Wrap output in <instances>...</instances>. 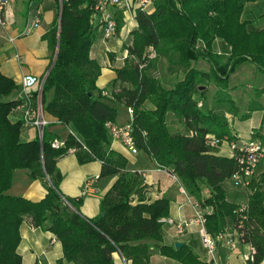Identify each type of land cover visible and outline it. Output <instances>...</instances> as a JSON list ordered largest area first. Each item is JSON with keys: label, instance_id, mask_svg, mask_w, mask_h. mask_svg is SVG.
Here are the masks:
<instances>
[{"label": "trees", "instance_id": "16d2710c", "mask_svg": "<svg viewBox=\"0 0 264 264\" xmlns=\"http://www.w3.org/2000/svg\"><path fill=\"white\" fill-rule=\"evenodd\" d=\"M255 1L152 0L151 11L137 8L124 41L123 64L114 69L118 88L102 95L95 86L99 67L89 56L97 33L101 34L93 21L94 0H60L52 61L39 98L36 91L31 93L42 111L75 133L61 138L64 146L58 148L51 141L60 137L45 128L41 137L36 134L21 141V120L9 119L20 102L18 85L0 72V264H21L17 247L22 222L54 234L64 259L73 264H116L113 253L131 264H147L153 249L182 264H204L185 245L176 248L161 243L160 219L169 214V200L145 201L140 194L141 173L126 170L127 159L109 147L111 138L104 123L117 116L109 101L131 109L137 149L176 175L201 207L210 208L205 223L208 232L217 235L234 230L238 242L254 248L252 264L264 260V167L258 171L264 161L246 189L241 188L246 191L244 199L232 200L224 183L237 188L230 181L238 169L236 158L218 154L219 143L208 144L209 138L238 143L227 120L228 113L237 112L229 92V74L244 61L264 74V27L256 29L251 20L242 18L244 5ZM28 7L34 10L38 3L29 0ZM119 18L117 29L122 25ZM216 38L228 45L226 57L212 50ZM149 48L154 58L148 56ZM159 56L167 60L170 72L184 74L171 88H164L151 71ZM199 59L208 64V70L192 64ZM208 81L218 87L210 99L202 86ZM49 92L52 95L46 101ZM253 92L255 98L264 97V85L254 87ZM255 98L241 118L254 110L264 111ZM145 101L154 109L142 108ZM169 112L184 132L168 131L165 116ZM254 135L264 140V135ZM70 150L79 164L100 161L98 177L117 175L95 217L82 215L80 199L64 197L58 190L62 176L56 161ZM16 169H27L30 179L48 176L50 185L43 198L32 201L6 193ZM202 188L208 196H202Z\"/></svg>", "mask_w": 264, "mask_h": 264}, {"label": "crops", "instance_id": "0c3cea01", "mask_svg": "<svg viewBox=\"0 0 264 264\" xmlns=\"http://www.w3.org/2000/svg\"><path fill=\"white\" fill-rule=\"evenodd\" d=\"M33 2H37L40 8V24L27 35L17 36L22 30L29 12H32V9L28 7L29 0H8L3 12L6 26L0 35V72L13 79L18 85V89L22 76L27 73L36 75L41 79V84L43 83V77L52 61V45L57 37V34H54L57 24L56 13L58 10L56 1L33 0ZM132 24L122 29L120 31L121 33L117 36L121 51L125 49L124 41L127 39L126 34L129 32V27ZM215 41H217L216 45L218 49L224 46L226 48L225 52L229 50L228 45L223 40L216 38ZM89 56L99 67V75L95 81L96 90H100L102 95L105 93L108 95L110 91L116 90L119 84L114 83V37L104 40L102 34L98 32L92 43ZM192 64L202 70L209 69L208 64L201 59ZM241 65H250L252 67V71L250 70L252 74L250 77L252 87L261 88L264 85V74L259 72L249 61ZM115 67H118V65ZM229 79L231 78L229 77ZM248 86L250 87L249 89H253L251 85ZM234 91H237V89H232L230 93ZM51 95L52 92L47 94L46 101L50 100ZM243 95L245 101H247L244 107L247 108L248 101L255 97L254 95L250 97L248 93H244ZM255 99L261 104L260 101L264 97L260 96ZM109 104L117 109L115 119L117 123H124L130 119V113L127 107L117 102L114 103L113 101H109ZM13 112L9 116V119L14 122L20 119V113L19 111ZM42 116L47 121L44 128L57 135V137L64 138L69 132H74L69 126L57 122L55 117L47 112L42 111ZM262 117H264V111L254 110L249 114L247 119L234 117L229 121L230 131L237 134V141L240 145L252 137H257L254 133L251 135V130L253 128L257 129L260 122H264L262 121ZM167 118L171 122L168 124L169 131H171L170 127H175L174 132L171 133L177 132L180 128L183 129L175 121L172 113L169 112ZM235 126L237 130L234 129ZM262 126L264 125H261V128ZM255 133L259 134L261 131L258 133L255 130ZM36 134L37 130L34 127L24 126L20 131V140L29 141ZM109 147L127 159L126 170L141 173L142 183L140 194L144 197L145 201L151 202L161 197L167 198L169 200L168 216L172 218H189L193 214L192 206L187 203L186 197L178 191L179 180H174L143 150L139 149L138 152L131 153L118 140H111ZM229 151V147L223 144L218 149V154L230 156ZM56 167L62 176L58 182L60 194L64 197L79 198V212L88 218L95 217L99 213L102 196L117 179V175L98 177L101 167L100 161L93 160L79 164L72 150L57 159ZM258 169L261 170L260 166ZM87 179L92 180L94 192L82 195V186ZM49 185L50 180L48 176L30 179L27 169H16L13 172L11 185L6 193L13 196L25 197L32 201H38L43 198ZM229 190L228 192L232 194V197H236L237 201L242 199L239 197L241 196L239 189L231 187L230 185ZM205 193V196H208L207 189H205ZM136 198L137 195H135ZM19 233L20 242L17 247V253L21 256V264H73L64 259L61 243L51 232L31 227L27 222H22L19 227ZM161 234L162 244L174 245L175 242H182V245L187 246L190 251L198 256L199 260L204 261V253L195 228H190L184 234L177 235L171 226L162 224ZM229 237H236L234 230H225L222 237L217 241L215 248L216 260L221 264H247L244 255L249 252V245L247 243L236 242L234 246H231L228 241ZM113 257L116 264H131L130 261H125L118 253H113ZM147 264L182 263L170 257L163 256L156 249H153ZM259 264H264V260Z\"/></svg>", "mask_w": 264, "mask_h": 264}, {"label": "built area", "instance_id": "2783aa9c", "mask_svg": "<svg viewBox=\"0 0 264 264\" xmlns=\"http://www.w3.org/2000/svg\"><path fill=\"white\" fill-rule=\"evenodd\" d=\"M8 0H0V35L5 29L6 21L3 16L4 9L7 5ZM137 8H141L145 11H151L152 0H94V17L93 21L99 25L103 39L113 38L114 35L118 36L116 14L122 12L128 14L132 23L134 22V12ZM115 10V13H114ZM40 8L29 12L28 18L17 36H24L31 33L40 24ZM12 39V38H10ZM148 56L150 58L155 57V53L152 48L148 49ZM126 54L122 59H124ZM41 79L36 75L27 73L24 74L19 84V97L20 102L12 109L13 111H19L20 120L22 126H32L37 130V135L41 137L42 130L47 124V121L42 116V108L40 102H34L32 98V90L36 91L37 98H39L41 91ZM129 113L131 109L128 108ZM105 129L109 134L111 140L120 141L124 147H126L131 153L138 152L135 146L132 132L133 127L131 124V117L124 123H117L116 121L108 120L104 123ZM72 133V132H69ZM74 134V133H72ZM253 134V133H251ZM227 140L222 141L209 138L208 144L215 146ZM221 142V143H220ZM53 148L64 146V140L61 138H54L51 141ZM230 156L236 158L238 169L234 172L231 177V183L239 188L246 189L250 184L252 178L256 175L258 165L264 161V140L257 137H252L248 141L238 144L235 140L229 143ZM170 175L174 180H178L176 175L169 172L166 168L161 167ZM180 182V181H179ZM178 191L186 197L187 202L193 208V214L189 218H172L169 216L160 219V222L171 226L174 233L177 235L184 234L190 228H195L199 243L204 253V264H221L215 258V248L217 241L222 237L223 234L212 235L206 228V214L209 213L210 208L201 207L197 200L190 198L184 186L179 183ZM94 192L92 187V180L87 179L84 181L82 186V195H86ZM236 234V233H235ZM229 244L234 246L237 239L229 237ZM249 245V252L244 255V259L247 264H252L254 248Z\"/></svg>", "mask_w": 264, "mask_h": 264}, {"label": "rangeland", "instance_id": "374dc122", "mask_svg": "<svg viewBox=\"0 0 264 264\" xmlns=\"http://www.w3.org/2000/svg\"><path fill=\"white\" fill-rule=\"evenodd\" d=\"M59 3H60V0H56V4L58 5ZM57 11L59 12V8H58ZM114 13H115V10H114ZM117 15H119V17H120L119 19L122 22V25L119 27V29H117L118 34H119V33H121L120 31L122 29H125L129 24H132V20H130L128 14H124L122 12H118L116 14V17H117ZM242 18L243 19L248 18L246 20H251L253 27L256 28V29H261L262 27H264V0H258V1H255V2H247L244 5V8L242 10ZM128 34L129 33H127L126 35H128ZM117 40H119L117 35L116 36L114 35V69L115 68H119V65H120V67L122 66L123 60H124L122 58L124 57V55L126 53L125 49H123L122 51L119 49L120 45H119V41H117ZM215 40L213 41V44H212V50L217 52V53H220L224 57H226L229 54V50L227 52H225L226 48L224 46H221V48L218 49L217 45H216L217 41H215ZM244 62H246V61H244ZM244 62H242L241 64H243ZM241 64H239L234 69V71H232L229 74V77L231 79L228 78V86L230 88L229 92L232 89H237V91H234V92L230 93V96H231V98L234 101V104L236 106L237 112H236L235 115H233L232 113H228L227 114L228 122L231 119H233L234 117H237L238 119H244V118H241L240 116L242 114L247 113L248 111H247V108L244 107L247 101H245V97H243L244 96L243 94L244 93L245 94L248 93L250 97H251V95H254L253 94L254 93L253 89H249L250 87L248 86V85H251V88H253L252 87V81L250 80V77L252 75L251 74L252 67L250 65H243L242 66ZM117 65H118V67H115ZM169 70L170 69L168 68V62H167V60L164 57L159 56V57L155 58V61H154L153 66L151 68V71L153 72L154 75L157 76V78L159 79V81L161 82V84L163 85L164 88H171L177 81H180L184 77V74L182 73V71H181V73H182V75H181V73H179V71H175L176 73L174 74V72H170ZM167 73L168 74H172V75L168 76ZM202 86L206 90L205 97L208 98V99H210L212 97V95L214 94V92L218 89V87L215 85V83L213 81H208L207 83L203 84ZM252 98H253V96H252ZM260 102H261V104H264V99H261ZM248 103H249V101H248ZM142 108H144L146 110H152V109H154V106L149 101H145L143 103V105H142ZM167 114L165 116V121L167 123L166 125H167V128H168V124L171 123V122L168 120ZM130 117H131V113H130ZM262 121H264V117H262ZM261 125H264V122H260V124L257 126V129L253 128L251 130L252 133H254L255 130H257L258 133L261 131L262 135H264V126H262V128H261ZM174 128L175 127L172 126V128L170 127L171 131H169V129H168V131L170 133L174 132ZM234 129L237 130L236 126L234 127ZM177 132H181L182 133V132H184V130L182 128H180V129H178ZM261 133H259V134L261 135ZM230 142L231 141H226V142L222 143L221 145L226 144L229 147V143ZM261 167H264V165H260V168ZM258 171H259V169H258ZM256 176H257V173H256L255 177ZM230 185H231L230 182L224 183V189L226 190L229 198H231L232 200H237L236 197H232L231 196L232 194L228 192V191H230L229 190ZM237 189L240 190L241 196H239V197L244 199V195L246 194V191L242 190L239 187H237ZM205 194H206L205 193V189L202 188V196L205 197ZM190 198H192V196H190ZM192 199H194V198H192ZM187 203H189V202H187ZM241 204H243V203H241Z\"/></svg>", "mask_w": 264, "mask_h": 264}, {"label": "water", "instance_id": "95a60500", "mask_svg": "<svg viewBox=\"0 0 264 264\" xmlns=\"http://www.w3.org/2000/svg\"><path fill=\"white\" fill-rule=\"evenodd\" d=\"M56 52H57V49L55 50V54H54V55H56ZM44 78H45V75H44L43 79H44ZM42 82H43V80H42ZM182 244H183L182 242H175V243H174V246H175L176 248H179Z\"/></svg>", "mask_w": 264, "mask_h": 264}]
</instances>
